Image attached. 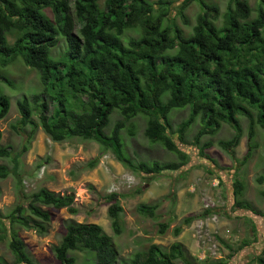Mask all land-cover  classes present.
I'll list each match as a JSON object with an SVG mask.
<instances>
[{"label": "trees", "instance_id": "obj_1", "mask_svg": "<svg viewBox=\"0 0 264 264\" xmlns=\"http://www.w3.org/2000/svg\"><path fill=\"white\" fill-rule=\"evenodd\" d=\"M100 1L0 0V84L16 89L2 69L20 60L37 73L42 86L39 93L17 103L21 118L13 129L26 133V141L19 154L0 146V160L9 159L12 164L11 168L0 164V180L19 176V157L28 151L38 129L53 143L73 139L96 143L101 153L86 165L89 170L109 151L125 168L145 175L177 171L187 164L188 156L172 139L170 113L183 109L190 114L179 127L182 144L184 132L199 119L202 128L196 144L200 137L216 134L225 124L234 136L219 145L229 151L239 145L243 135L240 119H246L248 150L241 164L245 163L257 147L256 127L264 130V0H255V8L247 1L233 0L221 22L218 8L203 0H183L174 16L169 0H104L102 6ZM194 2L201 6V12L186 36L175 19L180 17L187 26L183 11ZM252 13L255 17L251 19ZM9 36L13 43H9ZM60 42L63 52L54 58L52 51ZM9 110L10 99L0 95V121ZM114 113L122 120L106 133ZM138 116L146 119L143 135L149 143L175 154L178 163H136L130 159L121 132L128 123V135L133 137L131 120ZM210 146L200 147V155ZM230 156L234 157L231 151ZM245 192V182L235 179L232 208L263 217L264 213L245 200ZM23 199L24 203L17 204L7 216L0 214V242L6 243L13 264H35L18 229L45 235L52 216L42 207L65 209L70 215H78L79 209L73 195H58L44 188ZM116 199L115 194H109L99 203L109 204L111 230L120 236L122 208ZM156 210L155 204L136 208L139 215L149 218L155 217ZM210 213L205 210L199 216L186 217L182 225L189 226ZM168 227L161 224L159 233L164 234ZM256 229L252 224V240H243L232 256L256 241ZM180 233L176 228L173 234ZM225 247L230 250L229 245ZM54 251L61 264H75L76 259L69 256L73 252L85 253L91 264H120L111 238L95 224L67 222ZM261 254L255 258L257 264H264V248ZM176 260L191 264L180 243L167 251L150 245L122 264H174ZM0 264L7 263L0 258Z\"/></svg>", "mask_w": 264, "mask_h": 264}, {"label": "rangeland", "instance_id": "obj_2", "mask_svg": "<svg viewBox=\"0 0 264 264\" xmlns=\"http://www.w3.org/2000/svg\"><path fill=\"white\" fill-rule=\"evenodd\" d=\"M103 1H100L101 6ZM148 1L156 3L158 0ZM169 1L172 2L171 10L174 16L183 0ZM203 1L218 8L221 22L222 15L233 0ZM241 1H247L250 7L255 8V0ZM200 12L201 6L197 2L186 7L183 15L188 20L187 26L180 17H176L175 24L186 36L191 34ZM254 17L252 13L251 19ZM8 41L13 43V37L9 36ZM63 49L64 44L60 42L52 51V56L57 58ZM2 73L12 80L16 89L0 84V95L10 99L9 113L0 121V146L11 147L13 153L19 154L25 144L26 133L13 129L21 118L17 103L23 97L27 96L29 99L30 94L39 93L42 86L37 73L24 66L20 60L2 69ZM189 114L188 109L170 113V124L174 133L172 139L188 156V162L177 171L159 175H145L125 168L109 151L99 157V162L93 170L86 169V165L101 153L96 143L80 139L53 143L38 129L28 151L19 157V176L12 174L7 179L0 180V214L7 216L17 204L24 203V195H30L42 188L58 195H73L79 213L70 215L65 209L55 211L42 207L52 216L45 235H39L33 230L18 229V234L35 264H61L54 248L59 246L65 233V224L69 221L100 226L111 238L120 264L136 253L146 251L150 245H157L167 251L174 243L183 246L184 256L191 264H212L218 261L226 264H257L255 258L262 255L264 248V216L256 217L249 212L232 208L231 193L235 179L244 181L245 200L256 211L264 213V130L256 127L254 142L257 147L247 161L241 164L248 150L246 119H240L243 135L239 145L227 151L222 149L219 142L229 141L234 132L225 124L216 134L200 137L199 144H196L195 137L202 128L199 119L184 132L185 143H180L179 127L187 120ZM32 120L38 122L35 117ZM119 120H122L121 117L114 113L110 117L106 133ZM131 123L135 131L133 137L128 135V123L121 132L124 151L131 160L136 163L179 162L175 154L159 145H151L144 137V117L138 116L132 119ZM207 143L211 146L206 148L201 156L200 147ZM230 151L234 157L230 156ZM0 164L9 168L12 166L9 159L0 160ZM109 194L117 196L116 201L122 208L120 221L123 228L120 236H115L111 230L107 215L109 204L99 203L100 198ZM154 204L157 205L154 218L143 217L136 211L139 205ZM205 210H211V213L204 218L195 219L189 226L182 225L186 217L199 216ZM161 224H169L164 234L159 233ZM252 224L257 228L256 241L232 256L243 240H252ZM176 228L181 229L178 236L173 234ZM225 245H229L230 250ZM69 256L76 259L75 264H91L87 261L88 256L85 253L73 252L69 253ZM0 258L7 264L14 263L5 242H0ZM174 264L184 262L176 260Z\"/></svg>", "mask_w": 264, "mask_h": 264}]
</instances>
